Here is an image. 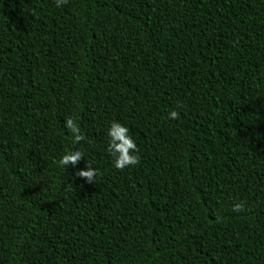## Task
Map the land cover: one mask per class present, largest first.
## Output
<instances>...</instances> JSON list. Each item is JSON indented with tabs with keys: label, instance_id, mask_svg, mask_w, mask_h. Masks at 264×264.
Returning a JSON list of instances; mask_svg holds the SVG:
<instances>
[{
	"label": "trees",
	"instance_id": "16d2710c",
	"mask_svg": "<svg viewBox=\"0 0 264 264\" xmlns=\"http://www.w3.org/2000/svg\"><path fill=\"white\" fill-rule=\"evenodd\" d=\"M0 264H264V0H0Z\"/></svg>",
	"mask_w": 264,
	"mask_h": 264
},
{
	"label": "clouds",
	"instance_id": "9594fccd",
	"mask_svg": "<svg viewBox=\"0 0 264 264\" xmlns=\"http://www.w3.org/2000/svg\"><path fill=\"white\" fill-rule=\"evenodd\" d=\"M55 3L57 7H62L67 3V0H55ZM168 118L177 120L180 118V113L176 110H172L169 112ZM65 127L72 134L73 143L79 144L86 139L78 123L74 119L68 118L65 122ZM107 135L109 137L107 152L113 157L114 167L117 170L123 171L125 168L140 163L139 155L135 154L138 152V148L134 139L129 135L128 127L120 122L113 121L108 129ZM83 158V153L80 150L67 151L59 159L58 165L65 168L69 165L75 167ZM98 175V171L90 164H86V170L81 169L76 172L77 177L83 178L89 184H93ZM232 210L234 212L244 211L245 202L239 201L234 203Z\"/></svg>",
	"mask_w": 264,
	"mask_h": 264
}]
</instances>
